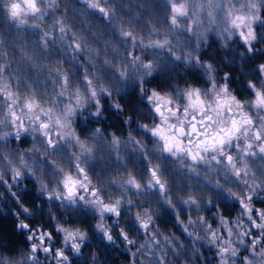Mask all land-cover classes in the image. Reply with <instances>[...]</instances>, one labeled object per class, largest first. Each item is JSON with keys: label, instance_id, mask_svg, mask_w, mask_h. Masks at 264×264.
I'll return each instance as SVG.
<instances>
[{"label": "clouds", "instance_id": "clouds-1", "mask_svg": "<svg viewBox=\"0 0 264 264\" xmlns=\"http://www.w3.org/2000/svg\"><path fill=\"white\" fill-rule=\"evenodd\" d=\"M0 264H264V0H0Z\"/></svg>", "mask_w": 264, "mask_h": 264}]
</instances>
